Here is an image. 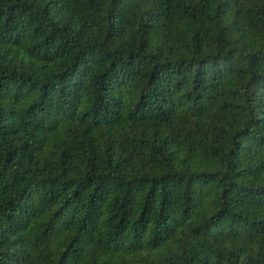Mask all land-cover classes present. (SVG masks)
<instances>
[{
  "label": "trees",
  "instance_id": "1",
  "mask_svg": "<svg viewBox=\"0 0 264 264\" xmlns=\"http://www.w3.org/2000/svg\"><path fill=\"white\" fill-rule=\"evenodd\" d=\"M0 264H264V0H0Z\"/></svg>",
  "mask_w": 264,
  "mask_h": 264
}]
</instances>
